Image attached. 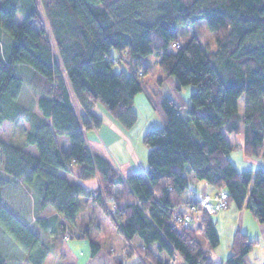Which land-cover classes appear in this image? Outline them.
<instances>
[{
	"label": "trees",
	"instance_id": "obj_1",
	"mask_svg": "<svg viewBox=\"0 0 264 264\" xmlns=\"http://www.w3.org/2000/svg\"><path fill=\"white\" fill-rule=\"evenodd\" d=\"M40 2L50 31L38 0H0V125L25 119L31 126L23 143L0 141V232L28 264H44L55 239L45 241L2 201L3 187L20 181L33 190L36 211L56 212L35 220L42 231L72 235L70 223L78 224L86 199L119 229L123 256L139 254L135 264H167L174 254L186 264H214L211 252L221 241L217 214L199 206L208 185L225 190L231 205L245 206L264 224V167L238 170L225 135L242 132L244 154L264 157V0ZM203 21L214 41H203L199 31L183 46L179 25ZM152 54L161 57L167 77L177 78L179 91L195 90L185 117L187 101L158 96L154 106L164 124L143 135L148 167L124 175L91 151L84 130L103 125L100 103L125 128L136 124L135 96L145 91L154 102L146 87ZM23 69L31 71L37 93L33 106L20 102ZM23 145L36 146L37 153ZM94 178L99 188L89 191L81 182ZM199 183L204 188L197 191ZM191 204L199 208L186 228L179 218ZM234 235L223 264H247L257 240L240 230ZM91 248L93 255L100 244L92 241ZM1 249L0 264H10Z\"/></svg>",
	"mask_w": 264,
	"mask_h": 264
},
{
	"label": "rangeland",
	"instance_id": "obj_2",
	"mask_svg": "<svg viewBox=\"0 0 264 264\" xmlns=\"http://www.w3.org/2000/svg\"><path fill=\"white\" fill-rule=\"evenodd\" d=\"M38 3L45 20V24L48 28V31H50V27L48 26L47 18L44 13V8L40 0H38ZM21 19V16L18 15L17 21H21ZM177 31L179 42H181L183 46L189 42L188 40L194 33L198 34L199 31H202V33L205 34L203 37V41H214L211 31L208 29L206 21H203L199 24H193L192 26L181 24L179 25ZM56 56H58L57 50ZM160 59L161 57L157 54L150 55L148 60L149 72H147L146 74V87L150 96L153 97L154 102L150 101V98L147 97L145 91H141L140 93H138L135 96V109L138 113V121L131 128H125L122 125L124 127L123 129H125V131L128 132L129 136L134 139V149L137 153H134V155L132 156V152H130L128 148H125V142H123V139H121L119 141L120 143L117 144L120 151L124 153V161H128L129 163H131L135 159V162H139L141 164L143 163L142 166L145 169L148 167L147 156L149 154V147L143 141V135L147 131L153 130V128L162 127L164 124V119L162 118L160 110L154 106V103L159 105L158 96L169 97L177 104H181V102H183L184 100L187 101L188 105L181 109V113L185 117L188 115V111L190 108V94L195 90V86L188 85L184 86L182 90L179 91L175 86L177 83V78L175 76L167 77V75H165L159 64ZM30 72L31 71H29L28 69H23L22 73L25 79V85L23 88V94L20 98V102L28 106H33L37 99V93L33 88L30 87ZM244 100L245 96H242L239 100V104H241L240 112H243V108L245 105ZM99 107L105 110L103 104L100 103ZM78 109L80 111V107ZM26 125L27 120L25 119L12 123H2L0 125V141H15L18 143H22L25 137L24 135ZM227 135L229 136L230 134L227 133ZM113 136L116 137L117 135L113 133ZM235 137L236 140L234 142H237L236 144H240V141L243 140V133L240 132ZM113 149L116 150V147ZM108 156L111 158V155L109 153ZM229 157L233 160L236 168L240 171L253 169L257 170L260 167H264V157H248L244 154V150L240 145L233 146V150L230 152ZM1 171L2 169L0 164V174ZM208 192H211L213 194L217 193V191L212 188H210ZM20 194L22 193L20 192ZM15 197L16 195L14 196V198ZM7 200L9 201V199ZM106 205L108 206V204ZM18 207L22 208L20 205H18ZM46 211L47 212L44 214L45 216H47L48 214H54V210H52L51 208H48ZM103 213L102 215L97 213L95 217L90 216L87 219L86 217L81 218L80 222H78V225L70 223L72 235L69 232L67 234H63V236H61V234L56 235L54 231H50L51 229L45 232L41 231L40 227L35 226L37 230H34V232L39 233L45 241L49 242L50 240H53V238L55 239L53 242V250L50 253L51 255L45 264H119V262L114 260L115 258L117 260L121 259L125 264H135L137 262V257L133 256L127 258L123 256V254H125L126 241L124 240L119 229H117L111 219L108 218L109 215L105 212ZM33 217H37L35 212L31 213L28 216V218H30L31 220L33 219ZM22 218L24 220H27V218L24 216ZM85 229H87V231H85ZM92 241L100 244V248L96 251L97 253L93 255L91 252ZM0 245L3 255L6 257V259L8 258L10 264H28L26 255L23 253V251L20 250V248L15 245L12 240L1 234V232Z\"/></svg>",
	"mask_w": 264,
	"mask_h": 264
},
{
	"label": "crops",
	"instance_id": "obj_3",
	"mask_svg": "<svg viewBox=\"0 0 264 264\" xmlns=\"http://www.w3.org/2000/svg\"><path fill=\"white\" fill-rule=\"evenodd\" d=\"M99 109L102 111L104 117L103 125L99 129L88 127L84 130L86 133L87 144H89L91 151L93 153L103 154L107 156L113 162V164H115L116 167L123 172L124 175H128V173H131L133 171H144L145 168L142 166L143 163L141 164L139 162H135V159L131 163H129L128 161H124V153L120 151L117 145L118 143H120L119 141L123 139V142H125V148H128V150L132 152L133 156L134 153H137L134 149V139L129 136L128 132L123 129L124 127L122 126V124L116 121L106 109L104 110L100 107ZM30 127V124L27 122V125L25 127V133L30 129ZM113 133L117 136L114 137ZM229 134L230 135L228 136L227 133H225L226 138H228V141L232 145V147L240 145L242 148L244 137L243 140L240 141V144H236L237 142L235 143L234 141L236 140L235 136H237L238 134ZM61 139L63 140L64 145L68 147L69 144L67 136L62 137ZM23 146L32 154L35 155L37 153L36 146ZM115 147L116 150L113 149ZM104 149L106 150L107 154ZM108 153L111 155L112 159L108 156ZM64 176L67 178H71L69 175ZM81 183L89 191H91L92 189L99 188L100 185L99 180L97 178L90 179L89 181H82ZM195 188L197 191L199 189L201 190L202 188H204V184L199 183L195 186ZM206 188L207 191H209L212 187L208 185ZM2 191V201L11 210V212L17 215V217L26 225L32 226L33 228H35L36 226L35 220H37V218L45 219L56 213L54 210V214H48L47 216H45L44 214L47 212V209L39 212L35 211L34 192L33 190L24 186L21 181L19 183L15 182L14 184H9L3 187ZM19 191L22 194H20ZM15 195L16 197L14 198ZM7 199H9L10 202ZM85 200L86 199H83V203L80 208L81 211L76 217L77 223L80 222L81 218L86 217L87 219L90 216L95 217L97 213L102 215V213L104 212V210L102 208H99V206H97L96 204H93L92 202H85ZM25 202L27 203V206ZM17 204L20 205L22 208H19ZM34 212L37 217H33V219L31 220L30 218H28V216ZM23 216L26 217L27 220H24L22 218ZM59 218H63V216L59 215ZM215 218L217 230L221 241L217 248H214L211 252V258L214 264H223L228 258V256L232 253V242L235 236L234 234L239 230L242 231L244 234H248L250 239L254 241L257 240L255 247L248 254L247 264H264V224L260 223L257 218L254 217V215L245 206H243V208H239L235 204H232L229 208L222 210V212L220 213H217ZM63 220L65 219L63 218ZM34 230H37V228H35ZM135 257H137V260L140 258L138 253L137 255H135ZM47 260L45 261V263L47 262ZM114 260L117 261L116 258Z\"/></svg>",
	"mask_w": 264,
	"mask_h": 264
},
{
	"label": "built area",
	"instance_id": "obj_4",
	"mask_svg": "<svg viewBox=\"0 0 264 264\" xmlns=\"http://www.w3.org/2000/svg\"><path fill=\"white\" fill-rule=\"evenodd\" d=\"M199 206L204 208L209 214H217L222 212V210L227 209L231 206L229 202L228 194L225 190L221 189L217 191V193H209V192H201L199 194ZM196 204H191L188 208V211L180 217V222L186 228H190V225L193 221L194 215L193 213L196 212L199 208ZM114 206H112L113 208ZM114 209V208H113ZM112 210V209H111ZM167 264H186L184 259L179 254H174L170 257Z\"/></svg>",
	"mask_w": 264,
	"mask_h": 264
},
{
	"label": "bare ground",
	"instance_id": "obj_5",
	"mask_svg": "<svg viewBox=\"0 0 264 264\" xmlns=\"http://www.w3.org/2000/svg\"><path fill=\"white\" fill-rule=\"evenodd\" d=\"M94 199V198H93Z\"/></svg>",
	"mask_w": 264,
	"mask_h": 264
}]
</instances>
